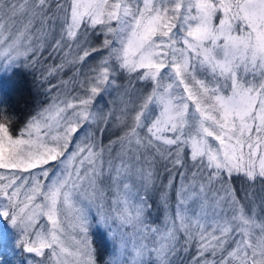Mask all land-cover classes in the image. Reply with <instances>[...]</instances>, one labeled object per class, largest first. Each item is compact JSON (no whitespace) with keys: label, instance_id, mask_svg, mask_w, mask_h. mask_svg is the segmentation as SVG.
<instances>
[{"label":"snow or ice","instance_id":"obj_1","mask_svg":"<svg viewBox=\"0 0 264 264\" xmlns=\"http://www.w3.org/2000/svg\"><path fill=\"white\" fill-rule=\"evenodd\" d=\"M19 66L46 99L0 93V264H264V0H0Z\"/></svg>","mask_w":264,"mask_h":264},{"label":"trees","instance_id":"obj_2","mask_svg":"<svg viewBox=\"0 0 264 264\" xmlns=\"http://www.w3.org/2000/svg\"><path fill=\"white\" fill-rule=\"evenodd\" d=\"M44 55L47 57V52ZM47 62L53 64L59 63L60 61L49 58ZM69 76H71V71L66 69L64 75L52 78V83L56 84L61 79H68ZM0 93L3 94L10 108L21 116L29 114L32 109L36 108L46 99L44 87L41 86L39 81V73L23 66L14 67L10 71L0 73ZM106 98L111 99L112 97ZM104 143H107V136L104 137ZM235 186L237 188L248 187L240 179L235 181ZM90 236L97 249L98 256L101 262H103L104 258L107 259V254L111 250V242L107 230L100 224L93 223L90 228ZM194 254L195 247L189 249L188 255L191 256ZM181 259H184V264H188V260L184 258L183 253L178 256L177 264H179Z\"/></svg>","mask_w":264,"mask_h":264},{"label":"rangeland","instance_id":"obj_3","mask_svg":"<svg viewBox=\"0 0 264 264\" xmlns=\"http://www.w3.org/2000/svg\"><path fill=\"white\" fill-rule=\"evenodd\" d=\"M3 71H0V73H2ZM115 96V93L113 94ZM257 187H259V185H257ZM101 225V224H100ZM102 227H104L103 225H101Z\"/></svg>","mask_w":264,"mask_h":264}]
</instances>
